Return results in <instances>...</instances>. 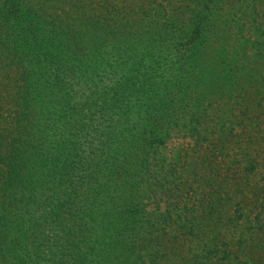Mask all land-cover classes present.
<instances>
[{
    "label": "trees",
    "instance_id": "1",
    "mask_svg": "<svg viewBox=\"0 0 264 264\" xmlns=\"http://www.w3.org/2000/svg\"><path fill=\"white\" fill-rule=\"evenodd\" d=\"M90 1L0 0V72L13 76L19 89L11 95L9 109L0 105L2 264H157L164 246L148 235L158 219L144 222L140 215L161 191L168 200L176 196L179 184L171 174L178 172L179 162L165 163L163 148L174 130L201 139L195 124L208 128L205 111L197 114L199 108L187 103L186 95L180 99L164 89L171 98L163 99L155 92L163 77L147 84L141 77L143 64L157 53L181 55L184 69L179 73L201 70L206 59L201 56L218 34L209 24L208 10H194L198 20L181 26L182 14L165 20L159 13L154 18L159 28L148 27L140 41H132L137 35L121 14L81 18ZM106 1L103 5L110 7ZM161 20L168 24L161 27ZM110 54L129 63H113V69H120L118 78L105 90L98 75L103 79L110 73L108 65L101 67ZM179 103L185 111L173 119L171 108ZM42 120L49 123V141L36 128ZM235 128L232 120L210 130L241 149L251 172L257 162L252 144L260 132L253 131L255 142L243 139L238 146ZM217 156L209 158V169L226 164L233 172L240 162L215 165ZM30 188L36 193L32 212L26 205ZM7 211L27 216L15 224L9 246L4 235L14 221L5 218ZM167 221L157 228L164 231ZM187 221L184 234L195 235L200 224ZM206 254L211 258L218 251L207 249Z\"/></svg>",
    "mask_w": 264,
    "mask_h": 264
},
{
    "label": "rangeland",
    "instance_id": "2",
    "mask_svg": "<svg viewBox=\"0 0 264 264\" xmlns=\"http://www.w3.org/2000/svg\"><path fill=\"white\" fill-rule=\"evenodd\" d=\"M46 1L49 3V0ZM97 1L89 2L86 10L80 14L81 18H96L107 15L108 11L121 14L128 29L137 35L130 39L132 41H140L148 27H158V21L154 18L159 17V13L165 20L172 19L177 13L182 14L178 16L181 26L192 24L191 19L195 23L198 19L192 12L198 9L202 12L208 10L209 24L213 26L214 33H218L215 43L209 42L205 54L201 56V59L206 58L201 60V70L195 68L189 74L179 73L178 69H184L183 62L178 59L181 55L174 56L172 53H167L169 58L157 53L155 58L142 66L143 84L158 82L163 77V90L154 87L155 92L163 94V99L171 98L164 89L170 95L174 91L180 99L186 95V102L197 105V114H202L204 110L208 120L205 131L202 123L195 124L201 130V139L190 132L183 134L178 129L172 132L163 148L165 163L179 162L178 172L171 174V179L178 180L179 184L176 196L168 200L161 191L158 198L148 200L144 205L148 215H145L147 212L140 215L144 222L152 219L156 223L158 219L156 227L148 235L164 246V255L157 264H264V0H110V7L103 5V2L107 3L106 0L95 5ZM167 24L161 20V27ZM162 34L165 37V31ZM116 38L121 39L120 34ZM121 62L129 63L119 54H110L104 63L102 58L101 67L106 64L110 68L107 77L102 79L98 75L105 90L113 87L118 78L115 75L120 69H113V63ZM18 90L14 77L9 79L0 72V105L9 109V99ZM72 104L77 102L73 101ZM167 104L172 106L170 101ZM46 109L49 113V101ZM171 109L173 119L185 111L180 103ZM232 120L236 122L235 130L239 135L238 146L244 141L255 142L251 135L254 136V130L260 132L257 144H252L257 162L251 172L245 169L247 163L240 155L241 149H234L230 139L224 142L223 138H217L210 130ZM100 121L98 117L97 123ZM254 124L255 128L252 127ZM36 128L49 141V123L42 120V125ZM212 155H218L214 160L215 165L225 163V160L240 162L233 172L227 169L226 164L217 167L218 170L209 169L207 164ZM1 195L0 192V200ZM35 196L36 193L30 188L26 205L31 212L35 210ZM1 209L0 206V213ZM5 218L14 221L12 229L4 235L9 246L17 231L15 224L21 221L20 218L27 219V216L7 211ZM164 219L168 220L170 226L161 231L162 228L157 226ZM187 220L200 224L195 227V235L184 234L190 225ZM175 222L177 225H174ZM175 226L179 229L176 230ZM206 244L209 248L204 247ZM207 249L216 250L218 254L208 258ZM223 254L228 259H223ZM147 264L152 262L147 260Z\"/></svg>",
    "mask_w": 264,
    "mask_h": 264
}]
</instances>
